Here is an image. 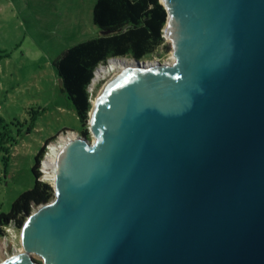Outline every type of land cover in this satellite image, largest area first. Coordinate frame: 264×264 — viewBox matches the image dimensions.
Segmentation results:
<instances>
[{
	"label": "water",
	"instance_id": "water-1",
	"mask_svg": "<svg viewBox=\"0 0 264 264\" xmlns=\"http://www.w3.org/2000/svg\"><path fill=\"white\" fill-rule=\"evenodd\" d=\"M159 1L174 62L103 89L1 264H264V0Z\"/></svg>",
	"mask_w": 264,
	"mask_h": 264
},
{
	"label": "rangeland",
	"instance_id": "rangeland-1",
	"mask_svg": "<svg viewBox=\"0 0 264 264\" xmlns=\"http://www.w3.org/2000/svg\"><path fill=\"white\" fill-rule=\"evenodd\" d=\"M96 1L0 0V213L32 187L34 157L46 141L55 137L40 163L41 180L53 188L44 166L51 146L69 132L80 135V122L52 63L65 49L100 35L92 21ZM165 43L168 50L159 48L144 61L173 63L172 44ZM111 76L95 82L91 108ZM88 139L95 140L90 131ZM8 229L10 246L0 240V264L23 250L21 229Z\"/></svg>",
	"mask_w": 264,
	"mask_h": 264
},
{
	"label": "trees",
	"instance_id": "trees-1",
	"mask_svg": "<svg viewBox=\"0 0 264 264\" xmlns=\"http://www.w3.org/2000/svg\"><path fill=\"white\" fill-rule=\"evenodd\" d=\"M166 20V10L159 0L96 1L92 21L100 35L65 49L52 63L80 122V135L89 138L88 87L97 66L112 57L129 56L144 61L148 60L144 57L153 56L159 48L168 50L163 37ZM54 138L46 141L35 154L32 187L12 202L8 212L0 213V236L6 227L21 229L34 208L54 198L53 188L41 180L40 169L46 146Z\"/></svg>",
	"mask_w": 264,
	"mask_h": 264
},
{
	"label": "bare ground",
	"instance_id": "bare-ground-1",
	"mask_svg": "<svg viewBox=\"0 0 264 264\" xmlns=\"http://www.w3.org/2000/svg\"><path fill=\"white\" fill-rule=\"evenodd\" d=\"M163 1V0H161ZM171 59H173L174 61V57H172ZM172 61V62H173ZM142 62V61H140ZM146 62V64L149 66L150 64L148 63V61H143V63ZM165 64H172L171 61L169 62H165ZM137 65V63H135L134 61H132L131 59H126V57H122V58H113L110 61H108L105 65H99L96 70L94 71V80L100 79V78H104L107 74H112L111 78L106 82L105 86L102 88L101 92L103 91V89L113 80V78H115L119 73H121L123 70L133 67ZM100 92V93H101ZM99 93V94H100ZM99 100V95L97 96V98L94 100V102L92 103V108L90 111V117L92 118L93 113H94V109L97 105V102ZM76 137L75 133L69 132L67 135L61 137L55 144H53L50 148V152L48 153V155L45 158L44 161V166L46 168V173L51 175V177L54 179L55 178V162H56V157L59 153V151L61 150L62 146L70 139H73Z\"/></svg>",
	"mask_w": 264,
	"mask_h": 264
},
{
	"label": "built area",
	"instance_id": "built-area-1",
	"mask_svg": "<svg viewBox=\"0 0 264 264\" xmlns=\"http://www.w3.org/2000/svg\"><path fill=\"white\" fill-rule=\"evenodd\" d=\"M100 79H104V78H100ZM100 79H97V80L92 79L91 82H90V85L88 87V94H89V100H90V102H91V98L93 96V87H94V84H95V82H98ZM8 228H10V227H6L5 228V232H4L3 235L0 236V240L4 244L7 242V245L10 246V243H9L10 242L9 241V239H10V232H9V229Z\"/></svg>",
	"mask_w": 264,
	"mask_h": 264
}]
</instances>
